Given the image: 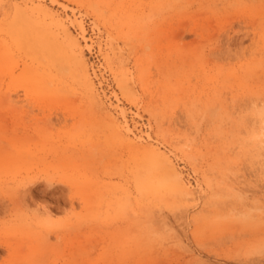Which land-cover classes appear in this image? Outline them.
I'll return each mask as SVG.
<instances>
[{
    "label": "rangeland",
    "instance_id": "374dc122",
    "mask_svg": "<svg viewBox=\"0 0 264 264\" xmlns=\"http://www.w3.org/2000/svg\"><path fill=\"white\" fill-rule=\"evenodd\" d=\"M58 1L86 39L0 0V264H264V0ZM117 105L200 197L139 190Z\"/></svg>",
    "mask_w": 264,
    "mask_h": 264
},
{
    "label": "bare ground",
    "instance_id": "6f19581e",
    "mask_svg": "<svg viewBox=\"0 0 264 264\" xmlns=\"http://www.w3.org/2000/svg\"><path fill=\"white\" fill-rule=\"evenodd\" d=\"M36 2L37 0H32V2L30 3L14 2V3H10V6L12 8H16L17 10H21V11H30L32 13L35 12L44 13L46 16L50 17L58 25V27L61 28L66 34L70 35V37H72L70 32L71 27L79 26L82 31V37L85 38L86 29L84 27L82 19L77 18V16L76 18H73L72 16L69 15L65 18L62 16V14L53 12L51 9L47 8L45 5H43L40 2V0H38V3ZM52 2L58 4L65 11L71 10L75 15L76 13L75 8L70 9L69 5L58 0H52ZM73 41L75 45L79 44L77 40L73 39ZM65 68L67 69V67L64 66V70ZM40 77L44 78L42 76ZM36 80L38 83L40 79L37 78ZM88 81H89L90 91L92 93H95V87L93 83L91 82L90 79ZM37 83L35 82L33 84L32 91L34 92H39L41 90V88L38 87ZM125 85L126 84H124L123 82L122 87H124ZM61 87L60 89L62 90ZM114 96L117 101H121V97L118 93H115ZM115 108L116 110L119 111V115L121 118H123V120L121 122L119 120V117L116 116L114 112H112L111 110L106 112V118L109 120L110 123L109 127L113 133V137L115 138L116 141H121L122 143H126L133 152V154H135L136 156L141 155L143 158H145V161L143 162L151 163L152 166L151 170L147 173V177H144L142 175L144 163H139L137 165V178H138L139 190L142 193H144L150 188V186L159 189L161 187L169 185L170 188L184 193L185 196L188 198L197 197V196L200 197L201 195L199 194H202V192L205 191L204 184L200 182V180H198L197 186L192 187L193 185H190L184 181L181 173L179 172V170L177 169L174 163L172 153L167 152L163 149L165 143H163L159 139L154 138L151 132L146 133V135H140V136L137 135L136 132L134 131V128L131 126L130 121L128 120L127 110L120 105H117ZM260 114L261 117L262 116L264 117V112H261ZM168 178L172 180V182L169 181Z\"/></svg>",
    "mask_w": 264,
    "mask_h": 264
}]
</instances>
